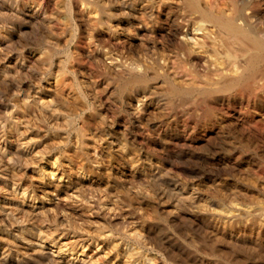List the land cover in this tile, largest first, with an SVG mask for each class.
<instances>
[{
  "label": "rangeland",
  "instance_id": "rangeland-1",
  "mask_svg": "<svg viewBox=\"0 0 264 264\" xmlns=\"http://www.w3.org/2000/svg\"><path fill=\"white\" fill-rule=\"evenodd\" d=\"M91 6V3H77L68 16L66 12L69 10L65 11V7V12L53 14L57 16L56 21L53 20L58 26L55 30L57 37L37 21L19 23L21 29L10 36L11 41L4 53H0V59H4L6 55L28 46H36L42 40L47 45L55 37H60L63 42L66 40L64 35L73 34L75 42H80L76 51L79 54L72 57V48L65 54H57V59L62 57L70 70L60 76L57 84L53 81L51 84L49 78L40 84L34 75L21 76L13 87L0 86V104H12L19 110L18 114H22L26 107H43L33 92V88L39 85L41 88L49 87L53 93L63 94L72 105L82 107L77 108L79 114L74 115L76 118L70 126L64 121L65 116L57 119L45 111L44 114H30L32 117L24 118L25 121L30 119L29 124L36 130L43 129L45 133L48 130L50 138L44 135V131L39 136L29 130L27 133L23 125L25 121L17 119L18 114L9 118L5 136L13 140L15 137L11 133L14 128L17 125L20 129L23 127L20 140L32 144L27 147L31 166L16 170L18 180H22L20 186L28 189L24 195L16 193L11 188V173L6 170V158L11 152L5 150L0 153V197L4 200H0V227L3 226L0 228V264H13L18 260L20 264H48L44 250L51 249L57 264H74L89 255L93 264H235L239 259L246 264H254L253 242L257 238L259 243L262 241V247L257 249L264 250V220L262 216L254 217L244 211L261 204L258 200L264 201V114H256L253 107H135L136 102L130 106L128 99L121 100L114 94L116 92H111L113 87L107 71L114 76L121 73L120 67L111 65L113 63L105 55H95L100 49L102 53H112L119 60L117 54L122 52L124 44L116 40L108 44L112 36L106 33L105 26H101L103 24H95L97 15ZM10 19L11 15L0 14V28ZM61 25L65 29H59ZM133 43L130 45L133 49L139 50L142 46L141 41ZM113 45L116 46L113 48ZM57 104L56 101L51 106ZM60 109L65 113L62 107ZM255 128L259 158L262 159L251 165L248 162L250 140ZM63 130L72 134H64ZM55 142L63 145L56 146ZM33 147H36V153L31 150ZM78 158L83 161H78ZM86 158L93 163L90 164L92 172L86 171L88 177L84 184H74L81 175L79 171H82L80 168H83ZM55 160L58 163L53 166ZM39 163V169H34ZM154 166L161 170L159 176L149 174ZM50 181L63 183L64 190L58 192L49 188L47 184ZM254 182L258 187L254 188ZM251 190L255 191L252 195ZM238 192L244 194L240 196ZM27 195L28 198L25 197ZM249 199L255 202L250 203ZM246 204L248 208L243 207ZM10 208L22 213L17 211L26 221L22 223L24 228L26 226L24 233L32 241L34 239L30 247L35 252L31 251L29 262L22 254L16 256L12 249L13 238L9 228L14 218L7 213ZM239 210L242 213L237 216ZM241 216L247 220L251 216V220L256 221L254 227L251 220L249 224ZM234 219L239 221L234 222Z\"/></svg>",
  "mask_w": 264,
  "mask_h": 264
},
{
  "label": "bare ground",
  "instance_id": "bare-ground-1",
  "mask_svg": "<svg viewBox=\"0 0 264 264\" xmlns=\"http://www.w3.org/2000/svg\"><path fill=\"white\" fill-rule=\"evenodd\" d=\"M77 3L78 4L85 3L88 5L91 3L92 5L91 7L94 8L93 12H95L97 15V17L94 18L95 24L96 25L103 24L101 26H105L104 29L106 30V33L112 36V39H110L109 41L110 43L108 44L111 43L113 44L114 43L113 40H116L117 42L120 41V43L122 41V43L124 44L122 52L120 51V54H117L119 55V60L116 59V57L112 53H102L103 51H101L100 49H98L95 52V55L97 57H102V55H105L111 60V63H113L111 65L113 66L116 65L120 67L121 73H116V75L114 76L111 75L110 73L111 71H107L108 76H110L109 80L110 83L112 84L111 86L113 87V90L111 92L113 93L116 92L114 94L115 95L117 94L120 99L121 98L128 99L129 100L128 103L130 106L131 105L133 106L137 103V106L135 105V107H145V106L152 107V105H157L159 107H167V108L168 107H218V106L253 107L256 114L258 112H262L264 114V0H0V14H4L6 16L11 15V19L8 22H6V24L4 23V25L0 28V53L1 52L4 53V49L11 41L10 36H12L15 32H17V30L21 29L19 28V23H21L20 25H22L24 22H26V20H28L29 22L37 21L38 23H40V25H42V27L44 24V26L48 30V33L52 34V36L55 35L57 37L58 34H56L55 30L58 26H56V24L54 25L53 22V20L56 21L57 16L56 15L53 16V14H58L60 12H63L64 10L65 11L69 10V13L66 12L68 16L73 13L75 9L74 7ZM61 5H62V9H61ZM63 7H65L64 10ZM50 11L53 12V13L51 12V15L49 13ZM82 14L83 13H81V15ZM105 20H107L106 23ZM60 27L61 28L59 29L61 30L65 29V28L62 29V25ZM64 33L67 32L64 31ZM71 35L69 36L64 35L66 40H64L63 42L60 41L59 39L60 37L58 38L55 37V39H53L52 42H50L47 45L44 44V40H42L38 44H36V46H30V47L28 46L22 51H16L13 54L11 53V55H6L4 59H0V86L9 87L10 85H12L13 87L16 84L15 80L17 78L19 79V77L27 76V75H34V77L37 79V81L40 84H43V82L46 81L48 78L51 79V84L52 81L54 82V84H57L60 76L65 72L70 71L67 69L64 60L61 59L62 57L61 58L58 57L57 59V54H60L62 52H64L65 54V51H70L69 49L71 48H72L71 53L70 52L69 53L71 54L72 57H75L77 54H79L76 51H78L80 47V42L78 41L79 42L78 43L76 41L77 42L76 43L75 37H73V34ZM74 36H76L75 33ZM136 40L142 42V46L140 45L141 48L139 50L135 48L133 49L130 46L131 44H134L133 42ZM135 44L137 45V43ZM115 46L113 45V48ZM63 58L65 59L66 57L63 56ZM36 63L38 65H36ZM75 73L73 74L75 75ZM108 87L110 86L108 85ZM33 92L38 96L39 104H41V106L43 107H26L27 109H25L26 110L25 113H23L25 111L24 110L22 114H18L19 110H17L16 107H14L16 108L14 109L11 106L12 104H7V103L0 104V153L4 152L5 150L11 152V154L8 153L10 156L6 158L7 159L6 170L11 173L12 180L11 179H5V180L6 181L11 180L10 182H12L13 185L11 187L12 190L22 195H24L28 189L27 187L22 188L20 186L21 185L20 182L22 180L20 181L18 180L19 175H17L16 170L20 171L21 170L20 168L22 167H26V169H28L27 167L31 166L29 165L31 161H29L28 163V155L30 154H28L29 151L27 147L28 148L31 147L30 145L32 144H30L29 141L20 140L21 136H23V130H21L23 127L20 129L17 127L18 125L14 128L13 133H11L12 135L14 134L13 137H15L13 140L12 138L8 139L7 136H5V131H6L5 129H7L9 118L14 114L15 116L16 114H18L17 119L23 118V121H25V119L28 116L32 117L31 115L34 116L36 114L43 113V111H45L57 119H60L62 116H65L64 121H66L69 124L68 126H70L73 125V120L75 117L74 115L79 114V112L77 113L78 107L72 105L73 103L69 102V100H67L66 97L64 98L63 94L61 95L59 93L51 92V89L49 90V87L43 86L41 88L39 85H36L33 88ZM56 101L58 104L55 105V107L51 106V104ZM134 102L136 103L133 104ZM28 103L30 104L31 100H29ZM9 105L11 107H9ZM60 107H62L65 113L61 111ZM67 111L68 113H66ZM47 115L48 114H46V117ZM38 116L39 115H37V117ZM53 120L55 119H52V121ZM29 121L30 119L29 120L27 119L25 121L26 123L23 122V125H25L26 127V128L24 127V129H27L26 132L29 130L31 133L35 132L38 135L40 132L44 131L43 129L36 130L35 127L29 124ZM47 122L48 121H46V123ZM46 126H48V124H46ZM63 131L64 134H68V135L72 134V132L71 134H69L70 131L69 133L67 132V130H63ZM58 132H60L59 129ZM24 134H26L25 131ZM44 135L46 137L49 136L48 130ZM26 136L25 138H27ZM30 138H32V136ZM52 138L51 140H53ZM28 140L30 139L28 138ZM39 140L37 141L35 139L34 141L41 142V140L40 141ZM62 143H58L59 146H61L60 144ZM68 143L70 142L68 141ZM58 144H56V146H58ZM57 148L58 147H56V149ZM35 149L36 147H33L31 150L34 151ZM48 149L50 150V148ZM46 151L47 150H45V152ZM34 152L36 153V150ZM259 153L260 152H259L258 135L256 134V128H255L253 130V135L250 140V159H249L250 161L248 160V162H250L251 165H256L258 160L260 161L261 157L259 158ZM37 155H39V153ZM41 157L43 159V156ZM33 159H35L34 156ZM2 160L4 161V159ZM81 160L82 159H79L78 161ZM86 160H87L86 163L83 162L84 165L82 164L83 168H80L82 170L79 171L81 172V175H78L74 184L76 183L84 184V182H86V179L88 177L86 171L92 172L90 168V166L92 165L90 164L93 163H91V161L88 158H86ZM57 163H58L57 160H55L54 162H52V165L53 166L55 164L57 165ZM262 163L260 162V166H263ZM38 167H40V163L39 166H35L34 169H37ZM26 169L24 168V172ZM160 173L161 170L157 166L156 167L154 166V168L151 169L149 174H151V176L153 177H156L159 176ZM27 177L28 176L26 175V178ZM22 178L24 177L22 176ZM255 179L254 181L257 180ZM27 182L26 184H28ZM61 184L59 183V181H53V182L50 181V183H48L47 185L49 188L52 187L54 188L55 191L59 192L60 190H64ZM7 185L8 183H6V186ZM252 185L254 186L255 182L254 184L252 183ZM257 185H255L254 188L258 187ZM254 192L255 191L250 192V195H252L251 193L254 194ZM262 192H264V190H262ZM242 193L239 194L238 192V195L241 196ZM250 195L249 197H251ZM25 197L28 198V195ZM250 199H252V197ZM0 200L3 199L0 197ZM254 200H250L249 202L254 203L255 202ZM258 202L261 204L258 205L254 204L255 206H253L252 208L249 207V209L247 211L245 210L244 212L254 217L262 216L263 219L262 218L261 219L264 220L263 217L264 201L258 200ZM238 204L239 202L237 203V205ZM243 207L248 208V205ZM14 210H11L10 208V211L8 210H7L8 212L6 211L8 215L9 214L13 215L14 218L13 223L10 222L11 225L9 228L11 229L10 230L12 236L11 238H13V242L11 246L13 251L16 253V256L22 254L23 255L22 257L28 259L29 262L31 260L30 259L31 253L35 252V250L33 248L32 250L30 247L34 239L32 241V239L27 237L26 235L27 233L26 232H25L26 234L24 233L26 228V226L24 228L23 225L24 223H26L24 216L18 214L20 212L19 210H15V211ZM227 210L225 211L227 212ZM240 210H242L241 207ZM240 210L238 214L235 212V216L236 214L237 216L241 215L242 212ZM228 211L230 212V210ZM24 212L27 211H23V213ZM229 212H227V214ZM242 216L241 218H243ZM251 216H248L250 220L252 218ZM25 218L28 219V216L27 217L25 216ZM243 219L244 221L246 220V222L248 223L252 221V220L250 221L249 219L247 220V218L246 219L243 218ZM235 220L236 219H234V222L239 221V219H237L236 221ZM252 222L253 223L251 224L253 226V224H255L256 221H252ZM262 224H264V222H262ZM246 225L249 227L248 224ZM224 229L225 228H223V230ZM260 229L261 228L259 227V230ZM259 230L256 232L257 234ZM252 231H254V229ZM223 236L226 237V235ZM254 238L252 240H254ZM221 239L223 240V238ZM238 241L240 242V239ZM260 243L258 238L253 242L255 248L254 249L255 251H253L252 253V258L255 262L254 264H264V253H263L264 250L261 249L262 251H260L257 249L258 247L259 249L262 247V246L260 247L261 245ZM237 244L238 243H236V245ZM60 250H61V246H60ZM44 251L47 256L48 262L50 264H55V263L57 264L54 258L55 254L53 253L52 249L44 250ZM240 251L241 250H239V252ZM89 257L90 255L82 258L79 262H76L74 264H93L94 261L92 262L91 261L92 259ZM15 262L16 263L13 264H20L19 260ZM235 264H246V262L239 259Z\"/></svg>",
  "mask_w": 264,
  "mask_h": 264
}]
</instances>
